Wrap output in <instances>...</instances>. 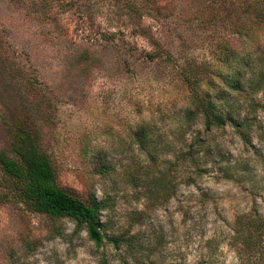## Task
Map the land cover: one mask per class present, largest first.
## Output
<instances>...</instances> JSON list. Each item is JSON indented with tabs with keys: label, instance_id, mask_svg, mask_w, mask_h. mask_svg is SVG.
I'll use <instances>...</instances> for the list:
<instances>
[{
	"label": "rangeland",
	"instance_id": "1",
	"mask_svg": "<svg viewBox=\"0 0 264 264\" xmlns=\"http://www.w3.org/2000/svg\"><path fill=\"white\" fill-rule=\"evenodd\" d=\"M124 1L0 0V150L10 155L14 128L29 126L57 185L102 202L101 232L120 239L98 244L68 217L2 200L0 264H264L233 238L237 217L264 216V55L247 70L254 86L230 95L245 125L180 129L191 99L179 66L231 73L216 42L237 56L255 43L208 22L209 0H171L168 19ZM150 35L174 61L149 58Z\"/></svg>",
	"mask_w": 264,
	"mask_h": 264
},
{
	"label": "trees",
	"instance_id": "2",
	"mask_svg": "<svg viewBox=\"0 0 264 264\" xmlns=\"http://www.w3.org/2000/svg\"><path fill=\"white\" fill-rule=\"evenodd\" d=\"M205 1V0H204ZM124 6L130 11L139 10L129 0L124 1ZM157 15L167 18L165 13L169 10L171 0H141ZM207 7L208 22L218 19L225 28L236 33L242 38H249L255 43L253 52H242L239 56L234 51L232 44L217 41L215 46L224 56L218 59L231 73H221L213 69L211 73L206 66L192 63L180 65L182 81L188 87L190 101L182 106V115L179 128L188 129L201 120L204 131L213 127H221L226 123L233 124L235 129L245 125L247 116L238 119L234 106L229 101L231 92L244 91V83L254 86V74L247 77V70L252 61L261 60L264 55V0H209ZM153 50L149 53L150 59L158 58L160 61H174L171 51L157 38L149 36ZM232 49V50H231ZM222 79L223 85L214 89L213 73ZM227 89V93L226 90ZM150 131L141 126L135 131L136 141L140 149H148L152 141L148 139ZM152 154V153H150ZM189 155V153H187ZM194 161L193 159H191ZM196 162V161H195ZM106 167L98 170L105 174ZM5 188V189H4ZM2 189L5 191L2 192ZM19 199L34 212L50 217H68L75 221L77 227H84L90 239L101 243L106 238L117 243L118 238L106 237L101 232L100 210L102 202L92 201L84 203L77 197L61 189L56 182V173L50 155L43 149L38 135L29 126H16L10 142V155L0 150V201ZM234 239L250 251L264 256V216L259 213H247L236 218L234 222ZM104 264V263H103Z\"/></svg>",
	"mask_w": 264,
	"mask_h": 264
}]
</instances>
